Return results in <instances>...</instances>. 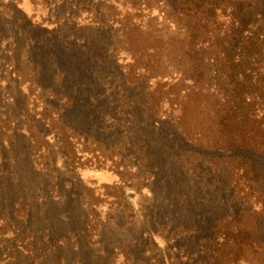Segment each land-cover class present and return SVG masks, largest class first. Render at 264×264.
Returning a JSON list of instances; mask_svg holds the SVG:
<instances>
[{"label":"trees","instance_id":"16d2710c","mask_svg":"<svg viewBox=\"0 0 264 264\" xmlns=\"http://www.w3.org/2000/svg\"><path fill=\"white\" fill-rule=\"evenodd\" d=\"M21 1L3 5L0 110L10 90L9 112L30 106L25 64L51 126L0 125V264H264V0ZM95 143L131 236L85 201Z\"/></svg>","mask_w":264,"mask_h":264},{"label":"rangeland","instance_id":"374dc122","mask_svg":"<svg viewBox=\"0 0 264 264\" xmlns=\"http://www.w3.org/2000/svg\"><path fill=\"white\" fill-rule=\"evenodd\" d=\"M7 2L9 3V0H0V23H2V24H5L9 21H12V20H10V18L12 17L13 14L11 15L10 18H6V16L9 15V11L6 10V8H5L6 6L3 7L4 3L6 4ZM17 6L22 7L26 12H29L31 14L30 11L32 10V5H30L29 0H22L21 2H19L17 4ZM33 17H34V20H39L37 18V16L33 15ZM0 75H1V73H0ZM5 80H6V82L9 83V80H7V79H5ZM19 83L21 85L19 88V91L22 90V92H24L27 99L30 100V98H31L30 106L26 105L27 107H25L23 109V112L21 114H19L15 110V112L19 114L17 116H15L11 112H9V111H11L9 109L12 107V105L11 104L9 105V103L14 101V98H16V96H17L16 93H18V91H16V90L15 91L10 90V92H14L11 94L12 98H10L7 101V103L4 104V107L6 110H3V111L0 110L1 115L4 114V115L0 116L1 127L3 128V130L7 131V133L9 134L10 130H8V127H6L2 121H5L7 124H9L13 128V126L15 124L14 119L18 117L19 122L22 121L23 117L25 116L24 110H29V115L34 116L35 120L39 119L42 122H43V120L47 121V123H46L47 124L46 129H47L49 127V123L51 126V122H50V119H49V116L47 115V113L44 114L42 112L43 104L41 103V99H39V92L37 90V87L34 85V72L32 71L30 66L26 67L25 64L22 66V72H21V76L19 78ZM0 86L1 87L5 86V83L0 82ZM11 88L13 89V87H11ZM35 103L40 104L41 108L40 107L37 108L36 106L33 107L34 105H38ZM13 107L15 108L16 106H13ZM45 115H46V117H45ZM22 129L25 133H27V136L30 139V133L32 134V132H31L32 130L30 129V127L28 129V127L23 124ZM11 137H12V135L8 139H11ZM5 141H7V139ZM14 146L17 147V149H16L17 151L21 150L22 153L25 150H31L30 146H32V153H33V150L37 149V144L35 143L34 139H30L26 143L24 142V140H22L20 142L14 143ZM91 147H92V150H94L93 153H91V155H87V154L83 153V154H81V157H80L81 159H79L77 161L79 164L82 165L83 168L82 169H76L77 175L79 174V176H80L79 178H80L82 184L86 187V188H82L84 191V194L86 195V198H87V200H85V201L90 202V200H88L89 194L93 195L94 198H98L97 195L100 194L101 197L98 198L99 203H98L97 211L100 214L101 218L103 219V218H106V216H108L109 214H113L115 219L117 220V222L119 224H122V225L124 223L126 224L123 233L122 232H120V233L127 235L126 230H128L132 227L129 224V222H133V220L128 221L126 218H124V216L122 214H120L123 217V219H122L120 217L119 211H118L119 207L120 208H122V207L117 204L118 201H111L109 199L110 197H107V195L103 193V192H105L104 184H107L108 182L113 181V180H115V181L118 180L117 176L116 175L114 176L115 166L111 167L110 162H107V164L104 166V168H97L96 165H93L92 164L93 160L100 161V162L103 161V159H104L103 157L105 156V152H104L103 148L100 146V144L95 143V144L91 145ZM57 149L58 148L56 147L55 152H57ZM86 152L88 154L90 153V151H86ZM33 155H34V153H33ZM23 157H27V155H22V158ZM47 157H48V159L45 160V162H43V161L36 162L37 165L35 164V166L38 168H42V169L45 167L51 169V166H52L50 163L51 157H49V156H47ZM104 161H106V160H104ZM52 178H53V182L55 183L54 174H52ZM114 183H118V182H114ZM101 185H103V186H101ZM88 191H92V192H88ZM143 194L147 195V189H144L143 191H141V193L138 194L139 196L135 195V196H137L134 198L135 204H138L141 200H145V198H142ZM112 197H114V195H112ZM137 211L141 214L139 207H138ZM118 223L112 225V229H111V231H113L111 233L112 235H109L104 240L105 244H107V245L110 244V246H112L113 243L115 244L116 242H119L123 239L121 234L120 235L117 234L119 232L116 229L117 225H119ZM133 224H134V222H133ZM104 225H105V223H104ZM135 232H137V231H136V225L134 224L133 228L128 233V236L135 234ZM94 240H97V239H94ZM133 245H134V243L133 244L129 243V247H131ZM118 255H120V254H118ZM116 260H117V263L123 261V259L121 257H119ZM259 264H263V263L261 262Z\"/></svg>","mask_w":264,"mask_h":264}]
</instances>
